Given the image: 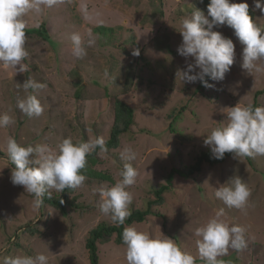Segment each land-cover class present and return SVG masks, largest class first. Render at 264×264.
I'll list each match as a JSON object with an SVG mask.
<instances>
[{"label":"rangeland","instance_id":"rangeland-1","mask_svg":"<svg viewBox=\"0 0 264 264\" xmlns=\"http://www.w3.org/2000/svg\"><path fill=\"white\" fill-rule=\"evenodd\" d=\"M231 2H247L253 20L264 28V13L254 9L253 0ZM194 7L207 14L202 0H64L42 14L25 17L29 70L16 74L0 64V115L15 120L0 128V259L44 254L49 264H90L85 247L89 232L100 223L114 225L100 212L96 189L114 185L123 165L132 163L139 176L129 188L131 212L146 210L157 200L154 192L167 184L170 173L172 181L162 202L151 206L152 214L130 226L153 238L162 232L196 257V264H205L198 255L195 229L224 209L223 219L246 229L247 248L229 249L219 259L223 264H264V156L232 154L220 164L203 163L193 175L172 172L187 170L202 153L212 155L204 137L227 123L226 108L264 106V71L248 74L241 68L243 45L230 27L214 29L236 46L235 62L224 81H209L215 88H206L177 76L193 62L180 56L177 48L182 43L180 21ZM73 32L85 41L89 34L95 39L83 59L71 53L68 37ZM134 50L140 54L133 55ZM29 78L47 85L38 97L45 107L41 117L29 118L16 106L25 96L18 84ZM116 99L132 108L133 124L119 137L117 148L88 155L84 168L104 178L85 175L84 186L68 194L73 206H65L64 214L47 204L33 207L32 195L11 182L15 166L7 156V138L12 136L23 146L46 143L53 148L68 137L74 143L97 137L106 142ZM128 147L137 153L133 161L122 159ZM233 176L251 189L243 210L228 208L214 195ZM59 194L53 191L52 196ZM125 251V245L112 237L98 244V264H127Z\"/></svg>","mask_w":264,"mask_h":264},{"label":"clouds","instance_id":"clouds-1","mask_svg":"<svg viewBox=\"0 0 264 264\" xmlns=\"http://www.w3.org/2000/svg\"><path fill=\"white\" fill-rule=\"evenodd\" d=\"M62 3L64 0H0V64L14 69L16 74L27 72L25 60L29 52L25 17L29 13L42 14L45 9H53ZM253 3L254 9L264 13V0H253ZM223 26L232 28L234 36L243 45L241 68L248 74L264 71V28L250 16L249 4L210 0L207 14L194 7L191 14L180 21L182 43L177 53L186 61L189 58L193 61L187 63L184 70H178L177 76L183 82H200L206 88H215V83L209 81L225 80L236 59V46L233 39L214 30ZM68 39L71 53L77 59L85 58L87 49L95 44L91 34L87 41L75 32ZM139 54V50L133 51V55ZM18 87L25 93L17 101L19 110L29 118L41 117L45 107L38 97L47 85L29 78ZM226 109L227 123H221L204 137L203 143L210 148L213 157L223 159L225 153H232L235 158L264 156V106L237 104ZM14 123L12 116L0 115V128H8ZM6 150L15 165L11 182L23 186L33 197V207L38 209L45 197L52 198L53 191L62 193L65 189L83 187L87 177L82 170L87 165L88 155L97 150L107 152V147L103 137L78 143L68 137L53 148L46 143L23 146L9 136ZM136 156L131 147L122 153V159L127 161L135 160ZM119 176L114 185L96 189L100 212L116 226L124 225L132 215L133 194L129 188L137 183L139 172L132 163H125ZM251 194V189L239 176L230 178L214 193L228 208L241 210L247 207ZM224 215V209H220L195 229L198 255L205 264H223L219 258L229 249L242 251L247 248L246 229L230 225L222 218ZM122 240L127 264H196V257L162 232L160 238H153L147 231L128 226L124 228ZM0 264H49V261L44 254H16L3 257Z\"/></svg>","mask_w":264,"mask_h":264},{"label":"trees","instance_id":"trees-1","mask_svg":"<svg viewBox=\"0 0 264 264\" xmlns=\"http://www.w3.org/2000/svg\"><path fill=\"white\" fill-rule=\"evenodd\" d=\"M202 2L205 6H208L210 0H202ZM249 14L253 18V12L250 9H249ZM95 31L100 32L102 31V29L95 28ZM165 52L170 53V49L166 48ZM253 106L255 107V104ZM113 108H114V121L110 131L109 138L106 141L107 149L117 148L119 145V137L127 133L133 124V110L131 107H129L123 101L116 99L113 102ZM96 152L90 154V157ZM230 155H232V153H225L224 158ZM224 158L215 159L214 157H212L211 154L202 153L200 156L197 157L195 164H193L187 170L185 171L174 170L172 172L181 173L182 175H186V176L193 175L194 173H197L201 170V165L203 163H207L209 165L220 164L224 161ZM82 172L84 175H89V176L96 175L95 173H93L88 169L87 170L83 169ZM96 176H98L101 179L104 178V176H102L101 174H97ZM171 177H172V173H170L166 179L167 184L161 186L159 189H157L154 192V195L156 196L157 200L153 202H149L146 210L143 211L137 210L132 212V215L125 220L124 225L116 226V225H106L105 223H100L99 225H97L96 228L92 229L89 232L88 237L86 239L85 247L88 252L90 264H98V256H97L98 244L102 242H108L112 237H114V241L116 244L124 245L122 240L124 228L130 226L133 223H141L145 220L147 216L152 214L150 209L151 206L156 203L162 202L163 199L162 194L169 189L170 187L169 184L172 181ZM72 190L73 189H65L58 196L53 195L51 199L45 197L43 204H47L50 207L55 208L64 214L66 213L65 206L67 205L73 206L72 204L69 203L68 200V194L71 193ZM61 201H63V203H61Z\"/></svg>","mask_w":264,"mask_h":264}]
</instances>
